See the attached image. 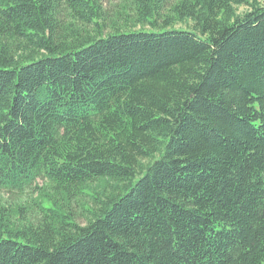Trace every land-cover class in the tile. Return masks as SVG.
<instances>
[{
    "label": "trees",
    "instance_id": "trees-1",
    "mask_svg": "<svg viewBox=\"0 0 264 264\" xmlns=\"http://www.w3.org/2000/svg\"><path fill=\"white\" fill-rule=\"evenodd\" d=\"M0 264H264V0H0Z\"/></svg>",
    "mask_w": 264,
    "mask_h": 264
},
{
    "label": "rangeland",
    "instance_id": "rangeland-1",
    "mask_svg": "<svg viewBox=\"0 0 264 264\" xmlns=\"http://www.w3.org/2000/svg\"><path fill=\"white\" fill-rule=\"evenodd\" d=\"M246 7L245 6H243V5H241V6H239V10H243V9H245ZM30 196H31V194H24V195H21V196H17V197H14V199L15 198H21V199H28V198H30Z\"/></svg>",
    "mask_w": 264,
    "mask_h": 264
}]
</instances>
